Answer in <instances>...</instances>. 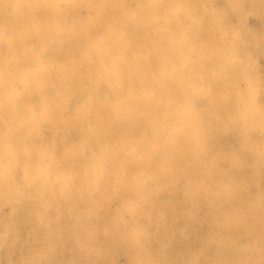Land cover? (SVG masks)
Wrapping results in <instances>:
<instances>
[{
    "label": "bare ground",
    "instance_id": "obj_1",
    "mask_svg": "<svg viewBox=\"0 0 264 264\" xmlns=\"http://www.w3.org/2000/svg\"><path fill=\"white\" fill-rule=\"evenodd\" d=\"M0 264H264V0H0Z\"/></svg>",
    "mask_w": 264,
    "mask_h": 264
}]
</instances>
